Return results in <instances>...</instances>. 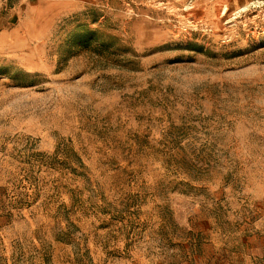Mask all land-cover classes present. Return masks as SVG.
Here are the masks:
<instances>
[{
  "label": "rangeland",
  "instance_id": "374dc122",
  "mask_svg": "<svg viewBox=\"0 0 264 264\" xmlns=\"http://www.w3.org/2000/svg\"><path fill=\"white\" fill-rule=\"evenodd\" d=\"M0 264H264V0H0Z\"/></svg>",
  "mask_w": 264,
  "mask_h": 264
},
{
  "label": "crops",
  "instance_id": "0c3cea01",
  "mask_svg": "<svg viewBox=\"0 0 264 264\" xmlns=\"http://www.w3.org/2000/svg\"><path fill=\"white\" fill-rule=\"evenodd\" d=\"M29 1H30V0H29ZM21 2H22V3H26V2H27V0H23V1L21 0Z\"/></svg>",
  "mask_w": 264,
  "mask_h": 264
}]
</instances>
